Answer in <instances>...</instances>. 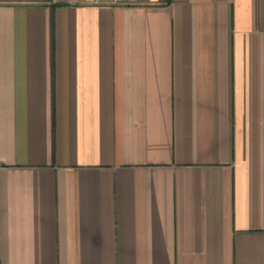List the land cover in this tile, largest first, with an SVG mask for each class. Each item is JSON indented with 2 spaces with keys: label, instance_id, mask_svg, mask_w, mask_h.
Wrapping results in <instances>:
<instances>
[{
  "label": "crops",
  "instance_id": "obj_1",
  "mask_svg": "<svg viewBox=\"0 0 264 264\" xmlns=\"http://www.w3.org/2000/svg\"><path fill=\"white\" fill-rule=\"evenodd\" d=\"M0 264H264V0H0Z\"/></svg>",
  "mask_w": 264,
  "mask_h": 264
},
{
  "label": "built area",
  "instance_id": "obj_2",
  "mask_svg": "<svg viewBox=\"0 0 264 264\" xmlns=\"http://www.w3.org/2000/svg\"><path fill=\"white\" fill-rule=\"evenodd\" d=\"M98 2H107L109 0H97Z\"/></svg>",
  "mask_w": 264,
  "mask_h": 264
}]
</instances>
